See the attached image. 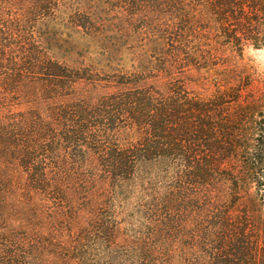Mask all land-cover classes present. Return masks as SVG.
Returning a JSON list of instances; mask_svg holds the SVG:
<instances>
[{"label": "trees", "instance_id": "16d2710c", "mask_svg": "<svg viewBox=\"0 0 264 264\" xmlns=\"http://www.w3.org/2000/svg\"><path fill=\"white\" fill-rule=\"evenodd\" d=\"M18 1L0 0V264H106L98 243L111 264H264V70L244 62L247 46L264 49V0H121L156 36L150 69L167 85L116 90L97 112L63 110L75 81L45 65L26 25L46 6ZM179 71L197 72L204 93L186 101ZM123 116L138 132L127 145L101 132ZM70 142L110 162L66 163ZM141 163L169 186L135 212H198L182 248L172 230L128 238L114 214L82 213L115 212Z\"/></svg>", "mask_w": 264, "mask_h": 264}, {"label": "rangeland", "instance_id": "374dc122", "mask_svg": "<svg viewBox=\"0 0 264 264\" xmlns=\"http://www.w3.org/2000/svg\"><path fill=\"white\" fill-rule=\"evenodd\" d=\"M42 1L46 7L26 14L27 31L37 43L39 54L46 58L45 65L50 67L47 59L63 65L68 70V72L66 70L65 80L75 81L72 100L68 101L71 103L63 110L69 111L72 109L71 105L75 104L76 110L97 112L103 109L101 104H97L98 100L116 90L125 93V88L142 85L147 89L159 86L166 88L167 84L162 86L161 83L167 80H164V77L155 70L150 69L151 60L161 55V49L155 46L156 36L151 30L140 27L141 15L130 14L131 8L125 6L121 0ZM23 2V0L15 2V6ZM244 52L246 64L253 65L261 71L264 70V49L247 46ZM51 67L53 71H57L53 66ZM181 72H176L174 75L173 89L181 91L186 101L201 96L204 93V81L197 72ZM186 106H180L178 109L182 110ZM194 113L197 112L194 111ZM90 119L94 121V117ZM102 121L108 122L107 119ZM110 125L111 123L105 125L106 133L102 130V134L107 136L109 133H114L116 138L125 145L135 141L138 134L137 128L131 126L127 117L123 116L117 120L113 130ZM107 128L110 130L107 131ZM108 140L111 143L113 141L111 138ZM111 143L106 144L111 147ZM74 144L73 142L65 144L68 159L66 163L77 165V163L98 164L103 160L110 162L106 155H101L105 159L99 157L101 161L99 158L91 160L84 156L79 147ZM83 148L85 150V147ZM87 152L96 157L93 149L88 148ZM157 164L141 163L140 178L133 185L125 184L118 188L120 192L118 205L116 203L114 208L115 212H112L113 208H111L109 212L82 213L99 216L114 214L122 236L128 238L136 236V233L143 234L155 229L172 230L170 237L176 240L173 243L176 247L182 248L186 241L180 234L193 227L192 217L198 212H135L141 204L151 201L153 191L159 194L169 186L165 178H160L159 183L147 180L150 171L153 170L151 167L158 166ZM150 194L151 196L147 199ZM105 211H108V208ZM103 244L92 245L98 251L96 257L99 258L104 253L106 264L115 263L116 259H108L105 253L108 249ZM189 262L190 260L186 259L182 264H189Z\"/></svg>", "mask_w": 264, "mask_h": 264}]
</instances>
